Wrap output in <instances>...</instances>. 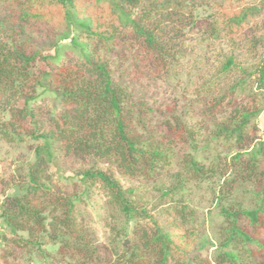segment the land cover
<instances>
[{
	"label": "trees",
	"instance_id": "trees-1",
	"mask_svg": "<svg viewBox=\"0 0 264 264\" xmlns=\"http://www.w3.org/2000/svg\"><path fill=\"white\" fill-rule=\"evenodd\" d=\"M130 75L181 110L135 101ZM263 112L264 0H0V141L35 155L0 174V264L41 240L62 264H264ZM78 160L69 184L107 197L96 219L54 185Z\"/></svg>",
	"mask_w": 264,
	"mask_h": 264
},
{
	"label": "rangeland",
	"instance_id": "rangeland-1",
	"mask_svg": "<svg viewBox=\"0 0 264 264\" xmlns=\"http://www.w3.org/2000/svg\"><path fill=\"white\" fill-rule=\"evenodd\" d=\"M33 47L38 50H48L50 47V41H37L33 40ZM119 59L114 60L113 69L116 68L117 62ZM123 85L129 88L130 93L135 101H144L147 103L148 106L152 107L154 110L158 111L159 113H166L170 108H176L177 111H180L182 108V101L179 99L177 92H175L171 86L167 85L166 83L151 78H141V77H134L132 75L126 76L123 80ZM53 97V96H52ZM53 100V99H52ZM1 119V115H0ZM264 119V112L260 115L259 121L261 123ZM260 126V125H259ZM261 131L259 134H262L263 127L260 126ZM31 145H7L0 141V174L4 172L8 167H15L20 164H24L26 167L30 161H32L35 157L34 151L29 148ZM91 161H75L73 164L64 165L58 161H55L52 166V171L57 173L59 178H63L62 181L68 186H62L60 183H55V188L59 193H65V195H70L73 192L76 193L78 196L82 197L86 200H92L93 203L87 206V209L90 210L93 217L96 219L97 215L95 213V209L92 208L93 206L96 207L99 203H102L104 200L107 199L104 192L99 189L98 187H93V189H88L86 186H78L69 184L68 180L70 177L78 176L75 173L78 170H83L88 168L91 165ZM100 167L109 169L113 167V172L120 177L122 183L125 187H133L140 184L138 181L129 180L125 177H122L121 173H118L116 168L109 162H98ZM58 193V194H59ZM157 195L153 194L150 195L151 204L153 200H156ZM210 195L207 193L206 189H202L200 193L196 196L190 198V202L193 207L197 208L200 212V220H203V216H201L202 212H206L211 209V200ZM151 207V205H150ZM154 215L158 214V211L153 212ZM204 214V216H205ZM98 220V219H97ZM96 229V235L99 239H103V230L101 228V223L98 220L96 223H93ZM206 232L213 238L212 230L208 223H206ZM1 232V231H0ZM43 246L42 249L46 250L45 255H43L40 251V248H33L31 254H27V251L20 247L13 246L12 251L14 252L15 256L10 258L14 264H62L61 259L58 258L56 254V246L48 244V240H41ZM5 249L4 242L0 240V251ZM214 250V248L210 249V253ZM33 254V255H32ZM28 259V260H27ZM0 258V262H1Z\"/></svg>",
	"mask_w": 264,
	"mask_h": 264
}]
</instances>
